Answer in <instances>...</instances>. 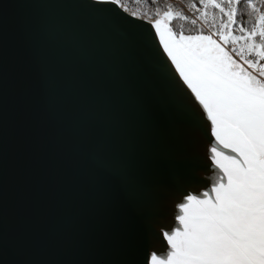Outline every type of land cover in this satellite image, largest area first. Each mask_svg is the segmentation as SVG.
I'll return each instance as SVG.
<instances>
[{
	"label": "snow or ice",
	"instance_id": "obj_1",
	"mask_svg": "<svg viewBox=\"0 0 264 264\" xmlns=\"http://www.w3.org/2000/svg\"><path fill=\"white\" fill-rule=\"evenodd\" d=\"M241 2L190 5L205 22L211 15L212 27L187 35L171 28V7L163 14L157 9L151 25L155 72L183 125L177 145L183 179L160 194L153 189L158 139L131 82L113 72L108 88L78 85L69 94L59 49L51 46L41 54L45 92L61 132L87 154L60 199L61 235L75 248L87 247L81 226L102 214L111 236L103 250L55 264H264V0L260 7L243 0L250 20L238 19ZM119 3L88 0L87 7L110 11L92 6ZM128 105L135 108V121ZM26 109L23 70L10 90L7 35L0 24V264H34L8 260L11 248L31 242L12 218L17 117ZM201 169L205 178L212 172L218 177L203 191L195 187ZM108 179L126 188L144 214L146 232L135 246L119 242L122 225L111 206ZM169 202L174 226L162 224Z\"/></svg>",
	"mask_w": 264,
	"mask_h": 264
},
{
	"label": "water",
	"instance_id": "obj_2",
	"mask_svg": "<svg viewBox=\"0 0 264 264\" xmlns=\"http://www.w3.org/2000/svg\"><path fill=\"white\" fill-rule=\"evenodd\" d=\"M87 5L88 0H0V24L7 35L10 90L14 91L21 70L27 86L26 113L17 117L15 133L12 218L14 227L27 233L31 242L11 248L9 261L55 264L86 251L103 250L111 243L102 214L89 216L81 226V241L87 247L75 248L61 235L60 199L72 181L75 165L87 163V154L66 140L50 108L41 54L51 46L61 53L69 94L78 85L108 88L113 72L131 82L158 139L154 192L163 193L183 179V159L177 146L183 125L155 72V32L151 29L155 19L141 16L121 2L119 6H92L110 11H92ZM127 114L130 120L137 119L132 105H128ZM204 171L200 170L195 184L200 191L218 178L215 172L205 178ZM106 183L111 206L122 225L119 242L135 246L146 232L144 214L126 188L115 180L108 179ZM170 211L169 202L163 213L164 226L175 225ZM159 238L163 241L162 234ZM162 247L166 249L167 243L163 242Z\"/></svg>",
	"mask_w": 264,
	"mask_h": 264
},
{
	"label": "trees",
	"instance_id": "obj_3",
	"mask_svg": "<svg viewBox=\"0 0 264 264\" xmlns=\"http://www.w3.org/2000/svg\"><path fill=\"white\" fill-rule=\"evenodd\" d=\"M120 2L130 9L138 13L141 16H144L148 19H157L156 16L157 9L160 10V13L163 14L164 11H167L169 7L172 8L174 16L170 21L171 28L178 34H196L197 32L203 31L199 25L194 22V19L198 20L202 25H204L208 30H211L212 20L211 15L207 22L199 18L193 7L190 5L198 4L199 0H120ZM256 3L257 7H260L259 0H253ZM250 9L247 8L245 2H241L239 12L243 15H238L239 20H250L247 13ZM176 12H179L181 15H175ZM190 13V15L187 14ZM218 23V21H217ZM245 27H250V23L245 24Z\"/></svg>",
	"mask_w": 264,
	"mask_h": 264
},
{
	"label": "rangeland",
	"instance_id": "obj_4",
	"mask_svg": "<svg viewBox=\"0 0 264 264\" xmlns=\"http://www.w3.org/2000/svg\"><path fill=\"white\" fill-rule=\"evenodd\" d=\"M187 14L191 16L190 13L187 12ZM194 22H195L197 25H199L200 28H201L203 31H205V33L209 32L208 28H206L204 25H202L198 20L194 19ZM181 34H182V33H181Z\"/></svg>",
	"mask_w": 264,
	"mask_h": 264
},
{
	"label": "bare ground",
	"instance_id": "obj_5",
	"mask_svg": "<svg viewBox=\"0 0 264 264\" xmlns=\"http://www.w3.org/2000/svg\"><path fill=\"white\" fill-rule=\"evenodd\" d=\"M155 22V20H152V23H154Z\"/></svg>",
	"mask_w": 264,
	"mask_h": 264
}]
</instances>
